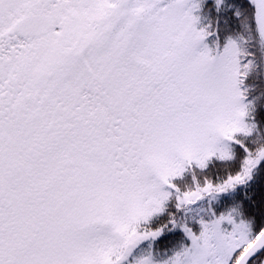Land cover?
<instances>
[{
	"label": "snow or ice",
	"instance_id": "obj_1",
	"mask_svg": "<svg viewBox=\"0 0 264 264\" xmlns=\"http://www.w3.org/2000/svg\"><path fill=\"white\" fill-rule=\"evenodd\" d=\"M0 264H264V0H0Z\"/></svg>",
	"mask_w": 264,
	"mask_h": 264
}]
</instances>
